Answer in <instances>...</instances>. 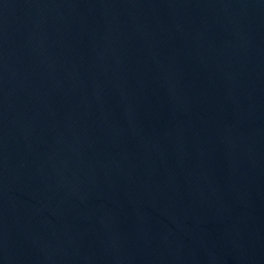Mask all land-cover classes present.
Instances as JSON below:
<instances>
[{"label":"water","instance_id":"95a60500","mask_svg":"<svg viewBox=\"0 0 264 264\" xmlns=\"http://www.w3.org/2000/svg\"><path fill=\"white\" fill-rule=\"evenodd\" d=\"M0 264H264V0H0Z\"/></svg>","mask_w":264,"mask_h":264}]
</instances>
